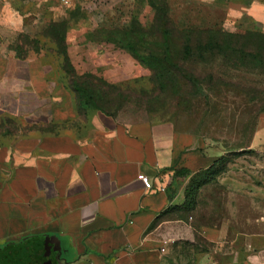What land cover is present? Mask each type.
Returning <instances> with one entry per match:
<instances>
[{
  "label": "crops",
  "instance_id": "crops-1",
  "mask_svg": "<svg viewBox=\"0 0 264 264\" xmlns=\"http://www.w3.org/2000/svg\"><path fill=\"white\" fill-rule=\"evenodd\" d=\"M232 2L264 20V4ZM0 5L7 28H0V116L29 125L0 141V264H163L170 222L159 220L185 203L188 181L173 202L162 189L177 170L202 176L224 152L185 149L171 123L123 126L102 114L84 117L52 53H18V36L30 34L34 16L52 20L58 0ZM247 171L232 169L220 181L227 189L220 196L232 201L241 224L197 214L195 231L212 249L198 254L196 264H264V186L252 191ZM140 175L151 179L153 191ZM212 188L199 189L196 213L214 208Z\"/></svg>",
  "mask_w": 264,
  "mask_h": 264
},
{
  "label": "rangeland",
  "instance_id": "rangeland-1",
  "mask_svg": "<svg viewBox=\"0 0 264 264\" xmlns=\"http://www.w3.org/2000/svg\"><path fill=\"white\" fill-rule=\"evenodd\" d=\"M250 2L264 4V0ZM232 3L74 0L68 7L59 4L52 20L34 16L27 27L30 34L18 36L20 53L43 54L39 40L45 49H59L52 53V60L84 117L102 114L123 126L171 123L185 149L214 146L224 152L207 174L185 181L188 188L212 184L214 208L208 204L196 213L197 201L192 199L188 206H195L193 210L173 208L160 218L159 222H170L171 228L163 231V264H196L198 254L212 249L195 231L197 214L205 219L234 218L232 224H241L232 201L220 196L227 192L220 181L228 171L245 167L252 191L264 186V41L259 39L264 38V20L247 16ZM14 16L18 20V14ZM165 16L175 31L164 61L161 27ZM0 18V28L7 29L1 5ZM16 26L23 25L16 22ZM134 26L141 29L145 44L133 48L109 41L111 33L121 40L117 31ZM150 51L160 61L148 60ZM72 72L83 77L84 85L78 84L82 93L75 90ZM23 124L16 116L1 115L0 141L3 135L13 138L29 126ZM251 214L258 215L253 210Z\"/></svg>",
  "mask_w": 264,
  "mask_h": 264
},
{
  "label": "trees",
  "instance_id": "trees-1",
  "mask_svg": "<svg viewBox=\"0 0 264 264\" xmlns=\"http://www.w3.org/2000/svg\"><path fill=\"white\" fill-rule=\"evenodd\" d=\"M156 11L158 12L159 15H162V10L161 9H158V10L156 9ZM166 14H167V11L165 12V15ZM173 31H175V28L172 26V24H171L170 20L168 19V17L165 16L163 18V24H162V27H161V33H162V36H163V39H164L163 47L165 48V53L163 55L164 56V61L167 59V56L169 57V55H170L169 54V51H170L169 43H170V36L173 34ZM119 33L122 35V39L121 40L118 39L116 36H113V34L111 33L110 36H109V41H111L113 43H127L128 46H132L133 48H135V45L139 46L141 44L143 45V44L146 43L144 35L142 34L141 29L138 28L137 26L132 27V29L128 30V31H124V32L117 31L116 34H119ZM225 34L231 35L229 33H225ZM259 39L264 41V38L259 37ZM39 44H40V50L41 51L45 50L48 53H53V52L58 53L59 52V49H57L56 47L55 48L54 47H49V48L45 49L46 44L42 43L41 40H39ZM154 45L157 46V43H155ZM185 48H186V51L188 53H190V51H191L190 46L187 45ZM18 53L21 56H23V54H24V53H20V46H19ZM147 58H148V60L153 61V62L154 61H160V59H161L158 55H155L151 51L147 54ZM70 77L73 80V85L75 86L76 92L79 91L80 93H82V89H80L79 86L82 85V84L84 85V83L81 81V80H83V77H79L78 75H76L75 72H72ZM78 84H79V86H78ZM220 160H222V158H220L217 162H215V164L210 169H208L205 174H207L209 171H211L213 169V167L218 162H220ZM191 176H192V172L190 170H187V169H181V170L175 171L174 181L172 182V184L170 186L165 188V191H166V193L168 195V199H169L170 202L174 201V199L178 195L179 189L182 186V184H184V182ZM203 185H205V183H197L193 188L189 187L188 190H187V196H186L185 203L182 205V207H176V208L190 210V211L193 210V208L195 206L194 207L193 206H188V204L191 202L192 199L194 200V203H195L198 191Z\"/></svg>",
  "mask_w": 264,
  "mask_h": 264
},
{
  "label": "built area",
  "instance_id": "built-area-1",
  "mask_svg": "<svg viewBox=\"0 0 264 264\" xmlns=\"http://www.w3.org/2000/svg\"><path fill=\"white\" fill-rule=\"evenodd\" d=\"M58 3L62 6L68 7L73 3V1L72 0H58ZM139 179L143 183V185L147 191H153L154 190L153 183L149 177L144 176V175H140ZM164 190L165 189H162V191H164ZM162 251L164 252L166 250L162 249ZM115 264H118V263H115Z\"/></svg>",
  "mask_w": 264,
  "mask_h": 264
}]
</instances>
